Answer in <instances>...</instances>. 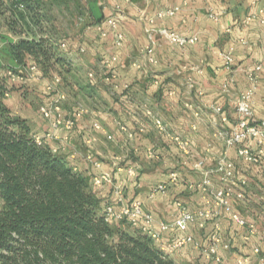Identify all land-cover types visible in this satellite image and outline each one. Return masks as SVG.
<instances>
[{
	"label": "crops",
	"instance_id": "crops-1",
	"mask_svg": "<svg viewBox=\"0 0 264 264\" xmlns=\"http://www.w3.org/2000/svg\"><path fill=\"white\" fill-rule=\"evenodd\" d=\"M174 7L178 10L173 16L155 19L159 11ZM249 15L253 16L246 21ZM113 16L121 19L119 31L123 40L119 48L113 45L114 32L105 24V20ZM83 18L70 20L73 24L69 19H61V23L72 24L71 35L60 38L69 46L67 50L59 49V52H63L61 55L69 64L71 85L68 89L75 95L63 103V114L67 115L78 98H84L85 105L94 114L86 116L77 125L70 143L58 155L84 174L92 192L100 200L102 212L109 204L117 209L122 203L138 200L144 211L152 214L156 221L171 225L179 216L178 201L191 212L210 209L217 214L221 235L232 243L231 251L219 250L220 264H236V259L243 255L250 256L249 264H261L260 258L252 254V247L260 242L259 238L245 242V230L229 219L224 209L216 207L211 196L190 186L202 180V171L197 167L199 161L204 162V167L216 166L225 155L235 165L234 191L241 188L242 179L247 181V185L242 187L243 201L232 195V210L264 226V175L260 167L244 162L236 149L227 148L221 139L215 137L218 129H231L238 121L237 98L253 85V117L256 121L264 120V23L261 22L264 20V0H86ZM98 24L107 31L106 37L100 35ZM164 28L186 39L194 38V41L184 45L171 43L158 33ZM151 44L154 46V63H149L144 55V50ZM3 46L8 66L22 67L16 65L8 47ZM79 47H84L85 53H79ZM226 53L231 56L229 68L223 57ZM110 55L118 57L114 65L117 88L106 81L107 71L101 62ZM1 59L0 55V75L4 71L8 76ZM259 64L262 71L253 84L246 69ZM85 71L86 75L94 72L96 81L87 79L83 74ZM73 73H76L75 80L73 77L70 79ZM46 75L38 67L39 78H20L21 84L29 81L37 93L29 102L27 93L30 91L22 87L13 91L6 100L11 112L26 120L32 136L43 135L50 127L49 121L39 112V107L49 104L53 98L45 91ZM8 79L12 81L9 76ZM124 85H129V90H124ZM143 105L153 112L154 118L161 119L173 132L192 142L193 154L190 157H184L159 133L153 119L145 116ZM214 106L223 108L228 123L221 125L218 115L212 111ZM94 118L115 137L116 141L111 142L102 134H96L98 141L92 152L102 163V168L111 171L114 182L122 186V202L116 201L110 185L92 186V177L97 171L82 155L86 149L83 141L92 132L90 124ZM119 122L134 132L139 127L145 130L136 132L133 139H127L118 131ZM191 124L197 125L196 131L190 129ZM57 133L63 134V129ZM245 144L256 148L251 140ZM148 148L158 153L159 160L147 159ZM208 148L209 152L206 151ZM74 151L79 154L77 158L70 159L68 156ZM115 158L121 164H135L137 176L131 178L125 172H115ZM173 172L179 176L175 183L170 182ZM220 176L218 173L213 178L216 184L221 183ZM160 184L167 185L166 192L150 198L151 189ZM213 222H206L203 229L197 224H190L186 231L172 228L162 234L160 243L169 246L180 236L191 235L199 245L207 246V235L213 230ZM168 256L177 264H216L207 261L192 243Z\"/></svg>",
	"mask_w": 264,
	"mask_h": 264
},
{
	"label": "trees",
	"instance_id": "trees-1",
	"mask_svg": "<svg viewBox=\"0 0 264 264\" xmlns=\"http://www.w3.org/2000/svg\"><path fill=\"white\" fill-rule=\"evenodd\" d=\"M44 0H0L5 39L16 65L44 73L64 66ZM19 4L25 6L19 8ZM4 41V42H5ZM0 69L1 66H0ZM7 70V68H5ZM0 75V264H177L137 229L109 223L86 177L47 145L8 107L16 91Z\"/></svg>",
	"mask_w": 264,
	"mask_h": 264
},
{
	"label": "built area",
	"instance_id": "built-area-1",
	"mask_svg": "<svg viewBox=\"0 0 264 264\" xmlns=\"http://www.w3.org/2000/svg\"><path fill=\"white\" fill-rule=\"evenodd\" d=\"M7 3L12 2L13 0H3ZM20 9H24L23 4H19ZM178 10L177 7L161 10L156 14L155 19H165L171 17ZM213 16V14H210ZM253 15H249L246 18V21H249ZM264 23V20L261 21ZM121 19L119 17L113 16L105 20V24L114 32L113 34V45L119 48L122 44L123 34L119 31ZM98 31L102 37L108 35L107 31L102 28L101 24L97 26ZM158 33L163 35L169 42L175 43L178 45H184L187 43H192L194 38L186 39L181 37L174 31L168 29H159ZM150 39H152L150 35ZM68 43L66 41H59L58 48L61 50H67ZM86 49L84 47H79L78 52L83 54ZM154 46L153 44L149 45L144 50V55L149 63H154ZM225 63L227 67H230L231 56L229 53L223 54ZM102 65L107 71L105 76L106 81L113 83V87L117 88L115 84L116 74L114 72V65L118 62V57L116 55H110L102 59ZM136 67H140L139 64H135ZM37 66L35 64L29 65V70L31 72L32 78H39L37 76ZM262 71V65H254L246 69L248 77L253 84L257 82L259 74ZM8 76L12 78L14 82V73L8 71ZM88 78L91 81H96L94 72H89L87 74ZM155 84H158V81H155ZM62 78L53 74L50 81L47 82L45 86V91L51 95L53 98L49 104H43L39 107V112L44 119L49 121L50 127L43 135L33 136L35 141L38 144L47 145L51 148L54 154H57L64 149L71 140L72 134L77 128V125L88 115H93L94 113L83 103L77 101L72 109L67 113L63 114V103L67 100L66 94L62 89ZM124 90H129V85H124ZM255 86L253 85L250 89L242 92L236 101V111L239 115L238 121L231 129L220 128L215 133V137L221 139L227 148L236 149L238 157H240L244 162L248 164L257 165L260 167L261 172L264 175V120L256 121L253 117L251 109V99L254 94ZM6 97H9V94H5ZM142 109L144 114L148 118H152L153 124L157 128L160 134H162L167 140H169L176 149L184 156L190 157L193 154L192 142L176 133L173 132L169 125L162 121L161 119L154 118L153 112L146 106L143 105ZM212 111L218 115L221 125L228 123V116L225 114L224 110L220 106L212 107ZM118 131L125 135L127 139H133L136 135V132H144V127H139L135 132L130 130L123 123H117ZM91 134H89L83 141V145L86 147L85 152L83 153V158L89 162L97 171L92 177V186L93 187H102L104 185H110L113 189V194L116 201H123V188L119 184L114 182V177L111 171L104 170L102 168V163L96 159L92 149L97 143L96 134H102L108 141L114 142L115 137L112 134H109L102 123L94 118L90 124ZM59 129H63V134L57 133ZM190 129L192 131L197 130L196 124H191ZM253 141L256 148L252 149L250 146L245 144L246 141ZM209 152V148L206 149ZM79 153L74 151L69 154L70 159L77 158ZM146 157L149 160H159L158 153L152 149L148 148L146 150ZM115 163L113 164L115 172H125L128 177L135 178L138 174V169L135 164H121L119 163L118 158H115ZM197 167L202 171V180L195 184L191 185V188L200 189L209 196L212 197L214 204L218 208L224 209L227 213L229 219L234 221L239 227L245 230L244 241L249 242L252 238L258 237L260 242L252 247V254L260 258L261 264H264V231L260 235V231L254 221L247 220L241 217L239 214L232 210L230 199L234 195L239 200H244L245 195L242 191V187L247 185V181L242 179L240 182L241 188L237 191H234L233 180L235 177V166L234 163L229 160L225 155L222 156L217 162L215 170L205 169L204 162L199 161ZM75 171L77 169L73 167ZM220 173V187L213 189V172ZM179 176L178 173L173 172L170 174V182H177ZM167 185L160 184L153 187L150 191V198H153L156 194H164L166 192ZM176 206L179 208V216L173 224H167L165 222H158L155 220L154 216L148 212H145L142 204L138 200H132L128 203L121 204L117 209L109 204L104 209V215L106 220L109 223H119L124 222L132 229L140 230L141 232L147 234L151 237L153 242L160 248V250L169 254L176 250L181 249L182 247L192 243L196 248L201 250L203 257L210 262L220 264L222 258L219 255V250L223 249L226 251L232 250V243L229 240H225L221 235V227L219 222L216 221L217 214L210 209L201 210L198 212H191L184 203L178 201ZM213 222V230L207 235L208 245L201 246L197 243L191 235H183L174 240L171 245L165 246L161 244L162 234L166 233L172 228H176L179 231H186L190 224H197L200 229H203L206 226V222ZM250 256L243 255L236 259V264H249Z\"/></svg>",
	"mask_w": 264,
	"mask_h": 264
},
{
	"label": "rangeland",
	"instance_id": "rangeland-1",
	"mask_svg": "<svg viewBox=\"0 0 264 264\" xmlns=\"http://www.w3.org/2000/svg\"><path fill=\"white\" fill-rule=\"evenodd\" d=\"M45 3L43 4V12L45 13V15L47 16L46 19H51V22L47 23V27H49V29H51L52 34H55L58 36V42L61 41L60 38H68L71 34V25L73 24V22L71 21H75L76 19H84L83 16L85 14L86 11V0H44ZM61 19H69L68 21L71 22L69 24H66L65 22L61 23ZM71 20V21H70ZM3 21H4V16H2L0 14V23L2 24L1 27V33L4 37L8 38H12V37H16L14 36L11 32H9L4 26H3ZM5 39H0V55L2 57V63H3V67L7 68V71H10L12 73H14V84L15 87H17V89L21 88L25 89L27 92V94H29L28 96V102L31 100V98L36 95L37 93L34 91V89L32 88V85H30L29 81L21 84V79H31V72L29 70V66L28 67H19V68H14V67H10L8 66V57L4 54L3 52V45H6V41ZM63 41V40H62ZM60 54H63V52H61ZM64 59V66H61V64H56L55 66V70H51V72L46 73V77H48V81H50L51 79V75L52 74H57L62 78V89L66 94L67 100L69 99L68 97H72L73 95L69 92L70 89L69 86L70 81L69 80V73H70V68H69V64L68 62H66L67 60L64 58V55L62 56ZM69 70V71H68ZM87 71H85V76L88 79V76L86 75ZM89 73V72H88ZM75 75L76 73H73V76H71L70 79L75 80ZM84 79V78H83ZM82 79V80H83ZM22 85V86H21ZM68 89V90H67ZM71 91H73L71 89ZM23 92H25L23 90ZM75 97V95L73 96ZM80 102H83L84 104H87V102L85 101L84 98L80 99L78 98ZM74 104L76 103L73 102ZM116 141V140H115ZM219 161V160H218ZM217 166V165H216ZM216 166H211V167H205V169H212L215 170ZM235 166V165H234ZM236 171V169H235ZM217 172H213L212 173V179L217 175ZM220 183L216 184L213 180V189H216L218 187H220ZM253 202V200H252ZM255 204V203H254ZM1 205V202H0ZM256 205V204H255ZM256 221V225H258V229L260 231V235L261 233L264 231V226H262V223H259L257 220ZM128 229H132L130 226H127Z\"/></svg>",
	"mask_w": 264,
	"mask_h": 264
}]
</instances>
